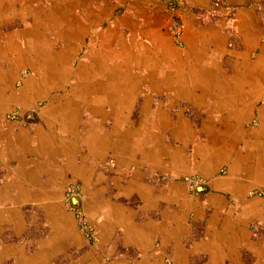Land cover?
<instances>
[{
	"label": "crops",
	"instance_id": "crops-1",
	"mask_svg": "<svg viewBox=\"0 0 264 264\" xmlns=\"http://www.w3.org/2000/svg\"><path fill=\"white\" fill-rule=\"evenodd\" d=\"M224 1L223 7L236 16L240 32L228 30L226 13L214 0H188L189 6L176 14L183 24L179 45L169 33L175 14L165 1L0 0V30L9 29L0 36L1 252H9L2 239L24 236L29 222L25 209L32 205L42 213L35 215V229L43 228L45 234L35 237L37 252L30 256L26 257L23 247H16L20 251L16 261L52 264L54 251H62L56 249L58 240L86 249L75 218L54 213L62 211L71 184H78L85 195L86 212L93 206L99 215L104 206L117 211L110 223L112 237L117 229L123 230L119 251H150L149 258L138 264L160 261L163 251H173L178 264H190L191 256L201 255L207 256V262L200 264H237L239 251H260L249 225L264 226V197L251 194L254 189L264 190V172L251 171L253 162L243 156L225 161L230 165L227 177L215 180L213 190L218 193L207 196L214 208L207 224L219 221L222 232H207L198 240L184 234L189 221L184 209L191 199L181 179L204 167L183 152L200 133H193L181 101H195L202 94L200 86L210 88L209 95L215 93L214 81L228 74L221 69L216 73L214 65L221 63L227 43H244L247 23L264 33V0ZM121 24L129 29L127 38L118 34ZM20 39L27 41L21 44ZM95 41L98 53L88 54ZM102 42L108 44L105 51H100ZM256 42L244 44V61ZM123 43L132 53L124 67L120 58L127 57L102 55L108 49L120 51ZM94 58L109 69L127 70L105 77L101 72H83ZM198 106L221 113L219 125L232 117L211 104ZM11 114L18 117L10 118ZM174 140L182 148H174ZM240 161L247 172H242ZM218 165L205 168L214 175ZM96 223L103 233V223ZM80 246L75 249L81 250ZM182 251H188V261L181 258Z\"/></svg>",
	"mask_w": 264,
	"mask_h": 264
},
{
	"label": "rangeland",
	"instance_id": "rangeland-1",
	"mask_svg": "<svg viewBox=\"0 0 264 264\" xmlns=\"http://www.w3.org/2000/svg\"><path fill=\"white\" fill-rule=\"evenodd\" d=\"M213 3H216V0H214ZM219 7L224 9V12L227 13L226 8L222 7L221 5H219ZM122 11L118 13V15H121ZM116 16L115 18H117ZM235 21H236V16H235ZM235 21L234 23H229L227 19V23L229 25L228 30H230L232 34L240 32V29L239 31L238 28L236 29L237 24L235 23ZM7 27L10 28V25ZM121 29L122 30L118 31V34L120 35L124 34L127 38L129 34V29H127L126 26H122V24H121ZM8 30L9 29L0 30V36L2 34L4 35L7 34L9 32ZM142 38L143 39L141 41H145L143 36ZM26 41L27 39H20L19 42L21 44H24V42ZM234 42H230L225 45V51H224L225 53H223L221 63L217 62L214 65V68L216 70L215 72L218 73L219 69H221L223 71V74H228L226 75L227 78L222 77L221 79L225 83L229 81L228 79H230L228 78V76H232L233 74L243 70V67L237 64L242 63L244 61V57L242 53L246 49V46L244 45L243 41L242 43L239 40L235 43ZM255 45H256L254 46L255 48L252 49V52L249 54V57L247 58L252 61L257 60V58L261 54L260 47L264 45V37L260 38ZM240 51L242 52L239 54L238 52ZM88 52H89V48H88ZM5 65L6 63H4V66ZM23 73L29 74L28 71H24ZM217 80L218 78L216 79V81ZM259 104L260 105H258V107L254 110L252 117L248 119L245 124H243L244 128L249 131V135L245 137L243 141L240 142L239 150H241L242 154H244L245 151L244 142L248 140L254 141L253 139L255 138V134L253 135V132L259 127L260 124L258 120L257 111L259 108L264 106V98L260 101ZM181 105L185 108V115L191 118L190 126L193 133H195V131L197 133H200L199 135L197 134L195 136L194 140L192 139V137L190 138L192 139V142L188 148L183 150V152L188 157H190L194 162L196 160L202 162L203 156L199 153V150H201L202 149L201 146H203L206 143L207 141L206 137L209 136L210 134L211 136L214 135L211 132L212 129L217 124H219L220 115L217 112L210 113L209 109L206 106L200 108L198 106L199 104L197 103L196 99L195 101L191 102L188 101L186 98L181 101ZM13 114L9 115V117L16 119L18 115L17 114L13 115ZM260 142L264 143V140H260ZM172 146L178 150L179 148H182V144L179 141H175V140L172 142ZM200 165L203 164L201 163ZM205 166L206 165H203L204 168L202 172L198 174L195 173L194 175H185L181 179L182 180L181 182L186 186V193L191 199V202H188L187 208L184 209V210H188L187 214H189V221H190V222L188 221V224L185 225V227H187L188 229L184 231V234H188L189 236H191L193 240H198L201 237H204L207 234V232L208 234L210 233L218 234L222 232L221 229H223V226L219 223V221L218 224L216 222L213 224H207V221L210 219L211 216H213V212H214V208L211 207V205L209 204V200L207 199V196L211 193L212 194L218 193V191L213 190V182L217 179L223 181L224 177H227L229 173L230 165L225 161L220 162L217 168L218 170H216L217 173L214 175L210 173L211 171L206 169ZM251 194L253 196L264 197V190L254 189L253 191H251ZM84 196L85 195L82 193L81 188L78 184L69 185L66 191V196L62 211H60V209H56L54 213H56V215L59 217L75 218L78 230L86 240L87 243L86 249H84V245L81 246L78 245L73 247L66 246L65 241L58 240L56 242V246H57L56 249L62 251H54L55 255L52 264H138L140 261H143L145 258L147 259L149 258L146 255H148L147 253L150 251H130L129 249H127V251H119L122 248V245L119 243V241H121L120 237L123 230L117 229L115 236L112 237V233H113L111 231L112 224L110 223V221L113 220L114 214H116L117 216V211H115L113 207L104 206L102 209L103 212L102 215H99L98 213H96L97 210L96 207L93 206L90 210L91 211L90 213L92 215H90V213L86 212L85 210L86 208L83 205ZM76 201L77 204L75 203ZM123 203L125 205L132 207V204L129 205L128 201H124ZM108 205H111V203H109ZM41 214L42 213L40 210H35L34 205H32L28 209H25V215L29 218V222L27 224V229L23 234L24 236L18 239L13 238V239L1 240V244H8L9 246V250H8L9 252L7 255H5L2 264H23L19 260L16 261L17 256L20 255V251L15 250L17 249L16 247L19 248L23 247L24 251H26L24 252L25 255L27 254L26 257L28 255L30 256L33 253L37 252L35 251V237L40 238L45 234V229L43 228L39 229L38 227L35 229V227L38 225L37 223L35 224V215L41 216ZM90 216H93L94 218L91 219ZM99 217L102 219L99 220L98 219ZM96 222L103 223L102 224L104 226L103 233H101L100 229L97 227ZM249 229L251 231L253 240H255L257 244H259L257 247H259L260 251H247L245 249L239 251L238 253L240 254L241 257L240 261L243 264H264V226L260 222H252L249 225ZM67 235H69V237L70 236L74 237V235L71 233H68ZM79 246L82 247L81 250L75 249L78 248ZM10 247H13L12 249L14 250H11ZM68 247L69 248L71 247L72 250L67 251ZM113 248H115V251H109ZM153 252L160 254V252L162 251H153ZM163 252L164 253L161 256L160 261L151 259L149 263L178 264L175 261V258H173L174 257L172 254L173 251H167V252L163 251ZM182 252L183 253L181 258L186 260L187 258L185 254H187L188 251H182ZM189 261L190 264L206 263L207 256L206 255L191 256V259ZM240 261L238 259L237 264H242L240 263ZM216 262L217 261L213 262V264ZM223 263H225V261H223ZM225 264H230V263L229 261H227Z\"/></svg>",
	"mask_w": 264,
	"mask_h": 264
},
{
	"label": "bare ground",
	"instance_id": "bare-ground-1",
	"mask_svg": "<svg viewBox=\"0 0 264 264\" xmlns=\"http://www.w3.org/2000/svg\"><path fill=\"white\" fill-rule=\"evenodd\" d=\"M56 19H57V17H56ZM58 21H59V19H58ZM48 23H50V22H48ZM254 26L252 27L251 23H247V26L243 29L244 37H245L244 44L246 46L249 45L250 41H253V40L258 41V38H260V36L262 34H264L263 31L256 30L258 28V26L257 27H254ZM70 34H72V33H70ZM98 35H100V34H98ZM111 43H112V41H111ZM107 45L108 44L102 42V44L100 46L101 47L100 51L104 50L105 46H107ZM127 46L128 45H125L123 43L122 47L119 49L120 51H114L112 49H108L102 55H109L110 57L113 56L115 59L118 56H119V58L122 56L127 57V58H124L125 60L120 58L121 62L123 63L121 65L124 67V64H127L128 58L132 57V53L130 51V48H128L129 46L128 47ZM89 48H90L89 52L92 53V55H95L96 53H98L99 46H98V43H96V41L92 46H89ZM110 48H111V46H110ZM247 48H249V47H247ZM89 52H88V54H90ZM140 54H142V53H140ZM102 55H99V56H102ZM89 56H91V55H89ZM247 57H249V55ZM95 60H96V58L93 59L94 63L87 65L85 67V69L83 70V72L92 73L94 75L96 73L101 72L103 74V77H105L108 74L114 73V71L124 73L127 70V69L126 70L123 69V71H122L123 67H121V69L120 68H116L114 70L112 68L109 69V67L107 68L102 64H98L99 61L95 62ZM136 61L140 62V59L137 56H136ZM144 61H145V58H144V60H142V62L144 63ZM237 65H241L243 67V70L241 69L242 71H239V72L236 71L237 73H239L236 75V77H233V78L230 77V79H228L229 81L226 83L224 81H222L221 79L214 81V83H213L214 87L212 88L215 91L214 94L209 95L206 92H207V89H210V88H205L203 86H200V88H201L200 91L202 94L199 95L198 98L196 99L198 104H200V105H206V104L210 105L211 104L214 107H216L218 111H225V113L226 112L231 113L232 117L228 121H225V119H224L220 125L217 124L212 129L211 133L214 134L213 136H211V134L209 136H207L206 143L203 146H201L202 149L199 150V153L203 156L202 162H199V164L202 163L203 165H206V166L211 165V164L217 165L223 161H228L230 159L233 160V156L236 155L234 157L235 161H237L238 156L239 157L243 156L244 158H248L249 161L253 162V165H252L253 168L251 171L262 170L264 172V143L260 142V140H264V106H262V108L260 109V113H259V118H258L259 123H260L259 127L256 130H254V132H253V135L255 134V138L253 139L254 141L248 140V141L244 142L245 143L244 144V146H245L244 154H242V152L238 151L240 142L243 141L245 139V137H247L249 135V131L244 128L243 124L246 123L245 121H247L248 117L250 116L252 109L257 104H259L260 101L264 98L263 97L264 96V47L262 49V55L257 60L252 61V60L247 59V60L243 61L242 63H238ZM207 68H209V67H207ZM57 70H58V65H56L55 71H57ZM195 70H196V68H195ZM184 71H186V70H184ZM192 73H193V71H192ZM197 73H198V71H197ZM240 73H242V74H240ZM109 84L111 86V83H109ZM111 89H112V87H111ZM220 115H221V113H220ZM177 132L179 133V131H177ZM183 132H184L183 133V138H184L183 142L185 145H187L188 144V139H187L188 134L186 133V130H184ZM179 136H180V134H179ZM196 144H198V143H196ZM198 148H199V146H198ZM200 151H202V152H200ZM237 152H239L240 154L237 155ZM238 159L241 160L242 158L240 157ZM241 162L242 161H240L239 165L241 164ZM203 165H201V166L203 167ZM241 168H242L241 170L243 173L247 172V166L243 165V163L241 164ZM239 171H240V169H239ZM263 179H264V176L262 177V182H263ZM4 255H5L4 252L0 251V264L3 263Z\"/></svg>",
	"mask_w": 264,
	"mask_h": 264
},
{
	"label": "built area",
	"instance_id": "built-area-1",
	"mask_svg": "<svg viewBox=\"0 0 264 264\" xmlns=\"http://www.w3.org/2000/svg\"><path fill=\"white\" fill-rule=\"evenodd\" d=\"M159 1H165L168 8H170L173 13L175 14L171 23V26L169 28V31L175 41L180 45L182 43V35H183V24L179 17L176 16V14L181 10L183 7H188L189 2L188 0H159ZM217 5H225L224 0H216ZM227 10L226 15L228 16V21H231V23H234L235 21V15L233 14V11L230 10V8L224 7ZM72 191V190H70Z\"/></svg>",
	"mask_w": 264,
	"mask_h": 264
},
{
	"label": "trees",
	"instance_id": "trees-1",
	"mask_svg": "<svg viewBox=\"0 0 264 264\" xmlns=\"http://www.w3.org/2000/svg\"><path fill=\"white\" fill-rule=\"evenodd\" d=\"M234 14V13H233ZM226 16V18L228 19V16L227 15H225ZM229 23H231V21H229Z\"/></svg>",
	"mask_w": 264,
	"mask_h": 264
},
{
	"label": "water",
	"instance_id": "water-1",
	"mask_svg": "<svg viewBox=\"0 0 264 264\" xmlns=\"http://www.w3.org/2000/svg\"><path fill=\"white\" fill-rule=\"evenodd\" d=\"M75 203L77 204V201Z\"/></svg>",
	"mask_w": 264,
	"mask_h": 264
}]
</instances>
